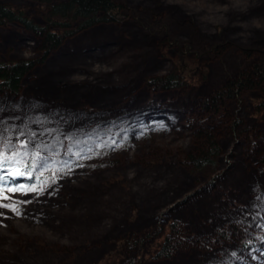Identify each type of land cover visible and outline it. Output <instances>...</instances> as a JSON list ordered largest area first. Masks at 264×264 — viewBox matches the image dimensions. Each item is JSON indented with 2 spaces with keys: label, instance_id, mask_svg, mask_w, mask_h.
Instances as JSON below:
<instances>
[{
  "label": "rangeland",
  "instance_id": "rangeland-1",
  "mask_svg": "<svg viewBox=\"0 0 264 264\" xmlns=\"http://www.w3.org/2000/svg\"><path fill=\"white\" fill-rule=\"evenodd\" d=\"M114 1L116 21L78 30L83 19H73L61 30L47 27L40 0H0L45 30L73 31L47 55L41 34L0 25V64L34 61L16 92L0 91V177L9 176L0 190V264H233L264 240L243 220L264 199V91L238 90L218 122L195 114L201 95L225 93L260 63L264 0H164L193 16L173 33L171 8L149 25L143 10L153 0ZM156 24L167 34L152 39ZM194 28L202 39L188 46ZM169 75L185 85L151 81ZM25 103L42 123L24 114ZM28 162L43 183L13 175Z\"/></svg>",
  "mask_w": 264,
  "mask_h": 264
},
{
  "label": "trees",
  "instance_id": "trees-1",
  "mask_svg": "<svg viewBox=\"0 0 264 264\" xmlns=\"http://www.w3.org/2000/svg\"><path fill=\"white\" fill-rule=\"evenodd\" d=\"M46 7V20L48 25L64 30L68 27L69 21L73 19H83L78 30L92 26L98 22L116 21L120 6L114 0H40ZM99 13H102L99 17ZM18 22L29 31L41 34L43 37L42 48L48 55L54 47H58L68 35L73 31H49L33 23V20L24 17L22 11H16L9 6L0 5V25L6 22ZM82 26V27H81ZM63 28V29H62ZM34 67V61H16L0 64V91L8 89L16 92L21 84L24 75ZM157 86H164L167 89L182 87L178 75H169L164 78H153L151 80ZM256 87L264 91V56L260 63L250 69L241 79L233 80L225 88V93H218L214 99L207 101L209 106L220 110L224 100L232 98L238 90L243 87ZM207 104V103H206ZM202 161L200 159L194 160ZM25 172L30 174V183L39 184L44 177L33 173L32 164L26 165ZM158 257V255H157Z\"/></svg>",
  "mask_w": 264,
  "mask_h": 264
},
{
  "label": "bare ground",
  "instance_id": "bare-ground-1",
  "mask_svg": "<svg viewBox=\"0 0 264 264\" xmlns=\"http://www.w3.org/2000/svg\"><path fill=\"white\" fill-rule=\"evenodd\" d=\"M153 3H152V7L150 6V7H148V8H146V9H144L143 10V14L145 15L144 17H142V18H144L145 20H146V23L147 24H149V25H152V24H155V23H158L159 22V19H150V17L152 16V15H157L156 14V12H158V11H164L163 9H170L168 12H169V16L172 18V21L175 19V16H176V18L177 19H175V20H178V21H176V22H174V25H171L172 26V28H170L169 30L173 33L174 31H176V30H183V31H186V30H184V28H186L187 26H186V23L187 22H189L188 20H189V17H193L192 16V14L191 13H181V11L180 12H176L175 11V9H176V7H173L174 5H172V4H169V3H167L166 1H164V0H153L152 1ZM166 2V3H165ZM189 14V15H188ZM179 18H178V17ZM161 20H162V17L160 18ZM194 21V20H193ZM111 22H113V21H111ZM171 22V21H170ZM164 27H166V24L164 23ZM223 29L224 28H222V29H220V37H222L223 35ZM151 30V31H150ZM162 30V31H161ZM194 30H195V32H193V31H190V37L189 38H187V40H188V43H189V45L188 46H192V44H196L199 40L198 39H202V38H200V37H198V36H201V35H198L197 33L199 32V33H201L199 30H197L196 28H194ZM148 31H150V35H149V37L150 38H158V37H160V36H163V35H166L167 34V31L166 30H164V29H162L161 28V26H157V24L155 25V26H153V28L152 29H148ZM201 34H203V33H201ZM205 36H207V38L208 37H210L209 38V40L208 41H212V40H215V39H213L214 38V36L213 35H211V34H208V35H205ZM264 36V35H263ZM202 37V36H201ZM255 40H257V42L260 44V46H262V47H264V38L262 37V36H259L258 35V37L255 39ZM184 43V42H183ZM200 44V43H199ZM208 46V44L206 43L205 44V47H207ZM205 47H203V45H201V49H202V51L203 52H205V53H207L208 51H207V49L205 48ZM32 69V68H31ZM30 69V70H31ZM54 80L55 81H58L61 77L60 76H57V75H54ZM234 78V77H233ZM230 79V78H229ZM227 80H228V78L226 79V81H224L223 83H221V84H224V83H226L227 82ZM183 86L185 85L184 83L182 84ZM214 89H215V87H212V88H210L209 89V92L208 93H205V94H203V95H201L200 96V98H201V100H200V102L199 103H201L202 102V104H201V106H202V108H200L199 109V111L198 112H196V114L195 115H197V116H203V114H204V112H206V113H208L209 115H211V116H213L214 117V119H215V121L216 120H220V119H222V117H221V115L220 114H222V113H220V110H218V109H216V108H214V107H212V106H209V105H207L206 104V102L208 101V100H210V99H214L215 97H214V95L215 94H213L214 92ZM213 92V93H212ZM100 96H98L97 95V98H99ZM199 98V99H200ZM32 106H33V104L32 103H25V104H22V111L24 112V114H29V116H31L32 115V117H35V118H37L38 120H39V117H37L38 115H34V114H30V112L31 111H28V110H26V109H31L32 108ZM34 107V106H33ZM205 109V110H204ZM25 110V111H24ZM222 110H223V108H222ZM204 111V112H203ZM223 117H224V115H222ZM64 120L66 121V118H64ZM36 121V120H35ZM214 121V122H215ZM39 122L40 123H42V120L40 119L39 120ZM66 122H68V121H66ZM216 122H218V121H216ZM191 124H192V122H190ZM25 129L26 128H28L29 129V125H25L24 124V126H23ZM16 128H21V127H16ZM15 129V128H14ZM31 131H32V134H35V136L38 134L37 133V130H32L31 129ZM56 131L54 130L53 131V133H55ZM47 137H48V135L47 134H45ZM95 136H97V135H95ZM96 139H98V137L96 138ZM78 141V140H77ZM76 141V143H74V148H73V150L72 151H69L70 152V154H72L73 155V153H75V152H77V151H79V150H81L80 148H77L76 147V145L78 144V142ZM228 141H229V139H228ZM224 145H226V143L224 144ZM228 145H230V146H232L233 145V143H232V141L230 140L229 141V143H228ZM233 146H235V144L233 145ZM226 147V146H225ZM229 149H230V147H228ZM64 150V151H63ZM62 151H63V153H65V151H66V149L65 148H63L62 149ZM67 153L68 152H66V154L65 155H63V157H62V159L63 160H61V161H69V160H67V157L69 156V155H67ZM60 161V162H61ZM222 165L224 166L225 165V162L224 161H222ZM239 170V169H238ZM248 185V184H247ZM246 187V186H245ZM256 191H258V188H256V187H254L251 191L249 190V192H252V193H254V192H256ZM248 200H250V198H248ZM219 212L221 213V214H223V210H224V206L223 207H220L219 209ZM253 211V213H251V216L249 217V218H243V220H244V222H245V224H249L250 225V228H251V232H254V233H256L257 231H258V234L260 233V232H264V199H262L261 201H260V203H258L257 205H253V203H251L250 204V206H249V209H248V211ZM14 222H17V221H14ZM14 222H10V223H12V224H15ZM256 223V224H255ZM260 223V224H259ZM214 230V229H213ZM52 240H54L55 242H59L60 240L58 239V238H56V239H52ZM233 264H264V240L262 241V242H258L256 245H254V247H252V248H249V249H247V250H244V252L242 253V255L241 254H239V255H235L234 256V262H232Z\"/></svg>",
  "mask_w": 264,
  "mask_h": 264
},
{
  "label": "snow or ice",
  "instance_id": "snow-or-ice-1",
  "mask_svg": "<svg viewBox=\"0 0 264 264\" xmlns=\"http://www.w3.org/2000/svg\"><path fill=\"white\" fill-rule=\"evenodd\" d=\"M36 165H33V167H35ZM13 175L14 176H20V175H22V173L19 171V170H17V171H15L14 173H13ZM18 189H15V188H9L8 189V191L9 192H15V191H17ZM19 190L20 191H23V192H25V193H27V192H37V191H42V186H40V187H37V186H32V187H30V188H26L24 185H21L20 186V188H19ZM5 199H6V197H5ZM6 206V205H5ZM12 210L13 211H18V209L13 205L12 206Z\"/></svg>",
  "mask_w": 264,
  "mask_h": 264
}]
</instances>
